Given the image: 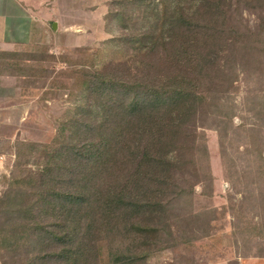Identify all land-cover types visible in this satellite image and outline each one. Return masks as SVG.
I'll use <instances>...</instances> for the list:
<instances>
[{
    "label": "trees",
    "instance_id": "1",
    "mask_svg": "<svg viewBox=\"0 0 264 264\" xmlns=\"http://www.w3.org/2000/svg\"><path fill=\"white\" fill-rule=\"evenodd\" d=\"M110 2L130 32L109 38L107 52L79 50L84 58L68 69L50 142L11 147L1 264H101L102 245L107 264H147L174 239L182 216L192 218L173 211L178 202L193 206L192 179L210 186L197 129L213 110L234 115L233 85L246 66L264 72V0ZM242 4L261 12L254 29ZM123 46L133 52L116 57ZM241 126L232 131L246 133L256 164L240 166L239 184L264 197L261 126Z\"/></svg>",
    "mask_w": 264,
    "mask_h": 264
},
{
    "label": "rangeland",
    "instance_id": "2",
    "mask_svg": "<svg viewBox=\"0 0 264 264\" xmlns=\"http://www.w3.org/2000/svg\"><path fill=\"white\" fill-rule=\"evenodd\" d=\"M113 5L110 0L26 3L27 15L33 16L30 36L19 27L14 35L24 39L20 46L0 50L8 54L0 53V194L15 159L14 143L50 142L53 138L55 117L71 82L68 69L84 58L79 50L107 52L109 38L130 32L112 14ZM240 12L243 22L253 29L261 14L264 16V10L260 14L247 4L241 5ZM116 49V57L133 52L128 46ZM231 96L234 115L227 117L226 107L213 110L207 124L197 129L207 149L210 186L207 178L192 179L193 206L178 202L173 209L190 211L192 218L182 216L173 231L174 239L156 250L147 264H264V239L259 235L264 232V197L257 196V189L251 193L256 197L244 193L238 173L240 166L250 168L256 163L248 156L251 147L246 133L232 131L234 125L261 126L258 135L264 142V72L246 66L239 72ZM37 160L35 156L27 161L35 167ZM102 247L100 261L107 264Z\"/></svg>",
    "mask_w": 264,
    "mask_h": 264
},
{
    "label": "crops",
    "instance_id": "3",
    "mask_svg": "<svg viewBox=\"0 0 264 264\" xmlns=\"http://www.w3.org/2000/svg\"><path fill=\"white\" fill-rule=\"evenodd\" d=\"M32 3L33 0H0V50H8L21 44L19 37L14 34L18 28H24L30 36V26L33 22V16L29 18L26 12V3ZM7 19L12 21L8 23ZM6 20V21H5ZM6 30V31H5ZM20 46V45H19Z\"/></svg>",
    "mask_w": 264,
    "mask_h": 264
},
{
    "label": "water",
    "instance_id": "4",
    "mask_svg": "<svg viewBox=\"0 0 264 264\" xmlns=\"http://www.w3.org/2000/svg\"><path fill=\"white\" fill-rule=\"evenodd\" d=\"M55 25H56V24H55V22H53V25H52V27H53V28H55Z\"/></svg>",
    "mask_w": 264,
    "mask_h": 264
}]
</instances>
